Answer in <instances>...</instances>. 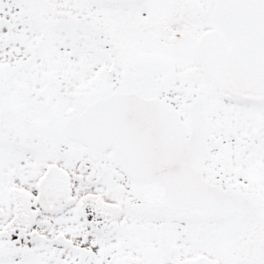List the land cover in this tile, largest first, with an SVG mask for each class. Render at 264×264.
<instances>
[{"label": "snow or ice", "instance_id": "6c2138e0", "mask_svg": "<svg viewBox=\"0 0 264 264\" xmlns=\"http://www.w3.org/2000/svg\"><path fill=\"white\" fill-rule=\"evenodd\" d=\"M0 264H264V0H0Z\"/></svg>", "mask_w": 264, "mask_h": 264}]
</instances>
